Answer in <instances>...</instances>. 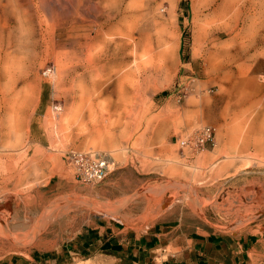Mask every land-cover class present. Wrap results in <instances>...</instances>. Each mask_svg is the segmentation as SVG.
Wrapping results in <instances>:
<instances>
[{
    "label": "rangeland",
    "instance_id": "374dc122",
    "mask_svg": "<svg viewBox=\"0 0 264 264\" xmlns=\"http://www.w3.org/2000/svg\"><path fill=\"white\" fill-rule=\"evenodd\" d=\"M145 1L153 41L147 72L115 76L95 92L85 78L80 90V77L58 75L52 55L36 62L35 73H0V227L9 233H0V264L55 250L103 216L254 234L264 264V15L244 10L228 34L223 0ZM59 31L69 50L93 27L62 17ZM226 65L236 90L222 78ZM205 125L215 129L206 150L175 144ZM72 150L107 153L106 179L77 181ZM23 217L35 224L20 228Z\"/></svg>",
    "mask_w": 264,
    "mask_h": 264
},
{
    "label": "bare ground",
    "instance_id": "6f19581e",
    "mask_svg": "<svg viewBox=\"0 0 264 264\" xmlns=\"http://www.w3.org/2000/svg\"><path fill=\"white\" fill-rule=\"evenodd\" d=\"M222 3L228 34H233L244 10H258L264 15V0H223ZM81 9L87 18L80 16ZM148 14L145 0H0V73L10 77L35 73L36 62L52 55L58 62V75L78 76L81 81L85 78L89 92L108 88L115 76L131 77L147 72V57L153 49L152 36L148 35ZM62 17L71 22L84 19L93 31L84 33L71 49L65 50L67 42L59 31ZM234 58L230 54L228 62H234ZM222 73V78L229 79V85L236 90L238 82L233 83L236 75L232 65H226ZM81 81L78 87L83 90L86 87ZM82 94L76 98L78 105L86 100ZM207 110L213 111L211 107ZM31 219L24 218L19 227H30ZM6 229L0 227V233L8 235Z\"/></svg>",
    "mask_w": 264,
    "mask_h": 264
},
{
    "label": "crops",
    "instance_id": "0c3cea01",
    "mask_svg": "<svg viewBox=\"0 0 264 264\" xmlns=\"http://www.w3.org/2000/svg\"><path fill=\"white\" fill-rule=\"evenodd\" d=\"M90 222L55 250L21 253L2 264H259L263 259L260 238L250 233L194 231L170 219L129 225L103 216Z\"/></svg>",
    "mask_w": 264,
    "mask_h": 264
},
{
    "label": "built area",
    "instance_id": "2783aa9c",
    "mask_svg": "<svg viewBox=\"0 0 264 264\" xmlns=\"http://www.w3.org/2000/svg\"><path fill=\"white\" fill-rule=\"evenodd\" d=\"M215 141V129L210 125L201 126L186 135L175 137V144L180 149L204 151ZM67 160L74 169L75 179L84 184H95L106 179L110 173V157L97 150L67 153Z\"/></svg>",
    "mask_w": 264,
    "mask_h": 264
}]
</instances>
